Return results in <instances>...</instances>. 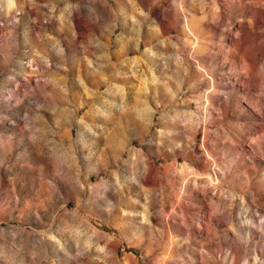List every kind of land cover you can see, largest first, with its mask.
I'll list each match as a JSON object with an SVG mask.
<instances>
[{"label":"rangeland","instance_id":"obj_1","mask_svg":"<svg viewBox=\"0 0 264 264\" xmlns=\"http://www.w3.org/2000/svg\"><path fill=\"white\" fill-rule=\"evenodd\" d=\"M262 176L264 23L234 0H0V245L25 264H264Z\"/></svg>","mask_w":264,"mask_h":264},{"label":"clouds","instance_id":"obj_2","mask_svg":"<svg viewBox=\"0 0 264 264\" xmlns=\"http://www.w3.org/2000/svg\"><path fill=\"white\" fill-rule=\"evenodd\" d=\"M213 4H216V0H212ZM234 2L238 3V5L243 9L244 14L248 20L249 26L252 25V22L260 19L261 23H264V0H234ZM233 20L239 21L240 17L238 15H234L232 17ZM132 134L135 135V131H132ZM93 135L91 133V129L77 128V143L80 148L81 159L87 166L89 161V156L91 154V144L93 142ZM261 180H264V176L261 177ZM103 211V209H101ZM137 229L133 227L132 232L135 233ZM261 235L264 236V230H261ZM69 239L75 240L76 237L74 233L69 232ZM86 247L89 251L92 248H97V251L103 253V255H97L93 257L95 260L104 261L109 255V252L105 251V248H98L96 244H92L89 246L88 243L81 240L77 247ZM29 253L25 252V249L22 247H18L16 245H0V262L2 264H25L26 256ZM32 259L35 260V256H32ZM118 264V261L116 262ZM247 264V262H245Z\"/></svg>","mask_w":264,"mask_h":264}]
</instances>
